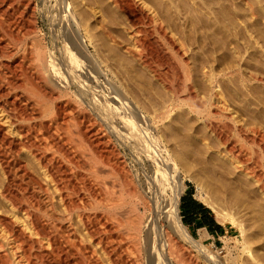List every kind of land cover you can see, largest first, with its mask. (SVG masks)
Listing matches in <instances>:
<instances>
[{"label":"bare ground","instance_id":"1","mask_svg":"<svg viewBox=\"0 0 264 264\" xmlns=\"http://www.w3.org/2000/svg\"><path fill=\"white\" fill-rule=\"evenodd\" d=\"M182 5L191 19L173 0H0V264H199L186 179L262 240L209 261L264 264V0ZM224 19L228 53L192 57L183 35Z\"/></svg>","mask_w":264,"mask_h":264},{"label":"rangeland","instance_id":"2","mask_svg":"<svg viewBox=\"0 0 264 264\" xmlns=\"http://www.w3.org/2000/svg\"><path fill=\"white\" fill-rule=\"evenodd\" d=\"M173 2L178 6V9H181V15L184 16L183 19L190 18V13L186 11L182 5V3H184V0H173ZM36 3L40 5L41 0H36ZM110 15L112 18H106L109 24L114 25V22L125 23V19L122 15L114 12H111ZM37 19L41 24L42 17L40 10L37 13ZM137 25H139L140 27H149V25L146 23H137ZM222 25V32L215 30L213 27H211L209 30H206V34H208L207 38L203 36L205 35L204 33H201L200 31H193L191 30V28L188 32L189 37L183 35V38L186 40L187 47L190 49V54L192 57H195L196 52L202 53L204 50H206L204 53L205 56H218L222 53H228V50L226 48V41H236L234 38L236 37V33L238 31V25L230 23L228 19L222 20ZM152 38L154 39L155 37L152 36ZM157 40L158 42H156V44L162 43L165 47L164 51L169 52L164 40ZM239 41L242 42V40ZM117 57L121 59L120 56ZM188 167L190 172H192V174L196 176L197 180L201 182L208 190L209 200L213 201L217 206H222V204H224L225 202L223 198L225 197V194L220 189V182L218 180L219 178L211 172L202 170L200 167V163H196V160L190 161ZM107 180L109 181L110 178H108ZM185 183L186 184L184 192L180 196L179 200V215L182 222L189 229L192 236L196 240H198L200 242V245L203 247V249L197 250L196 247H194V245L192 244L186 245V250L190 253V256H192L193 259H195L199 264H213L208 259L209 254H215L216 257H221V259L226 254H231L233 256L244 255V245H246V243H248L251 248H255L262 243V240L258 239L254 235L250 227L252 218L249 219L246 215L247 219L245 223H249V226L246 227L247 229L244 233H242L241 227L238 224H234L231 221H225L224 223L219 222L216 217V213L212 210V208L196 198L195 182L186 179ZM217 194H219L220 196H218ZM192 197L193 199L200 201L207 207L209 214L211 215L214 227H220L217 233H209V229L201 223L188 225L184 205ZM234 215L237 221H242V219L244 218L242 216V212H235Z\"/></svg>","mask_w":264,"mask_h":264},{"label":"crops","instance_id":"3","mask_svg":"<svg viewBox=\"0 0 264 264\" xmlns=\"http://www.w3.org/2000/svg\"><path fill=\"white\" fill-rule=\"evenodd\" d=\"M194 200H188L185 203L184 210L186 212L188 225L201 223L209 229V233H217L220 228L214 227L211 215L209 214L207 207L204 204L203 205L205 207L199 206L197 204V200Z\"/></svg>","mask_w":264,"mask_h":264},{"label":"trees","instance_id":"4","mask_svg":"<svg viewBox=\"0 0 264 264\" xmlns=\"http://www.w3.org/2000/svg\"><path fill=\"white\" fill-rule=\"evenodd\" d=\"M190 200H194L193 199V197L190 199ZM195 201V200H194ZM197 204L199 205V206H203V207H205L201 202H199V201H197ZM184 208H185V205H184ZM217 228H220L219 226H217Z\"/></svg>","mask_w":264,"mask_h":264}]
</instances>
